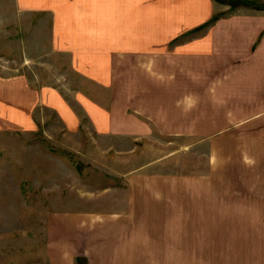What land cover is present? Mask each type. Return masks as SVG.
<instances>
[{"label":"crops","instance_id":"1","mask_svg":"<svg viewBox=\"0 0 264 264\" xmlns=\"http://www.w3.org/2000/svg\"><path fill=\"white\" fill-rule=\"evenodd\" d=\"M11 1L13 16L48 18V53L68 57L79 85L68 100L9 76L0 87L14 129H36L37 108L85 129L79 112L99 137L130 142L153 127L206 152L202 169L127 175L116 213L64 216L56 236L47 231L50 264H264V10L217 0ZM222 12L230 15L201 28ZM6 120L0 114V129H12Z\"/></svg>","mask_w":264,"mask_h":264},{"label":"rangeland","instance_id":"2","mask_svg":"<svg viewBox=\"0 0 264 264\" xmlns=\"http://www.w3.org/2000/svg\"><path fill=\"white\" fill-rule=\"evenodd\" d=\"M224 1L218 2L228 4L230 11L245 5L264 10L256 1ZM11 4L0 0V84L20 75L31 87H52L70 100L68 89L79 85L70 80L68 57L48 53V18L24 17L15 10L13 16ZM229 15L214 14L201 28ZM6 93L0 87V114L5 120L10 109ZM15 107L21 111V101H15ZM33 115L34 130H16L9 119L3 124L12 129H0V264H50L48 229L51 238L64 216L118 212L127 175L189 172L205 164L204 149H186L190 141L161 136L153 127L150 136L128 142L99 137L79 112L85 129L71 130L45 108L35 109ZM81 261L87 264L86 258ZM62 264H69L68 258Z\"/></svg>","mask_w":264,"mask_h":264},{"label":"trees","instance_id":"3","mask_svg":"<svg viewBox=\"0 0 264 264\" xmlns=\"http://www.w3.org/2000/svg\"><path fill=\"white\" fill-rule=\"evenodd\" d=\"M218 1H220V0H218ZM223 2H225L224 0H223ZM247 5H249L247 2H245ZM231 5V4H230ZM233 5V4H232ZM217 18V17H216ZM215 18V19H216ZM215 21V20H214ZM82 259H80V258H76L75 259V264H81V263H83L82 261H81ZM84 261V260H83ZM85 264V263H84Z\"/></svg>","mask_w":264,"mask_h":264}]
</instances>
